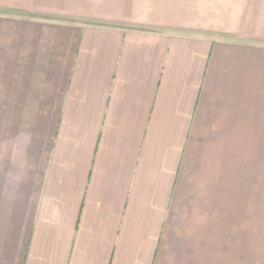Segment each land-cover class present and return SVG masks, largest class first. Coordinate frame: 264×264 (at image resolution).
Returning a JSON list of instances; mask_svg holds the SVG:
<instances>
[{"label":"crops","instance_id":"obj_1","mask_svg":"<svg viewBox=\"0 0 264 264\" xmlns=\"http://www.w3.org/2000/svg\"><path fill=\"white\" fill-rule=\"evenodd\" d=\"M216 3L0 0V264H264V0Z\"/></svg>","mask_w":264,"mask_h":264},{"label":"rangeland","instance_id":"obj_2","mask_svg":"<svg viewBox=\"0 0 264 264\" xmlns=\"http://www.w3.org/2000/svg\"><path fill=\"white\" fill-rule=\"evenodd\" d=\"M217 3H219V0H217ZM169 31H172V32H175V33H182L183 32V33H189V34H202V33L204 34L206 32V31H203V30H195V29H192V28H179V27L178 28H174L173 30L169 29ZM209 33H206V34L209 35ZM212 36L213 37H219L218 34H215V35H212Z\"/></svg>","mask_w":264,"mask_h":264}]
</instances>
